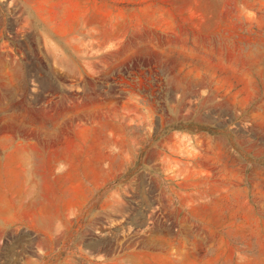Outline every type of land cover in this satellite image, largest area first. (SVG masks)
<instances>
[{
  "label": "rangeland",
  "instance_id": "obj_1",
  "mask_svg": "<svg viewBox=\"0 0 264 264\" xmlns=\"http://www.w3.org/2000/svg\"><path fill=\"white\" fill-rule=\"evenodd\" d=\"M19 145L10 264H264V0H0Z\"/></svg>",
  "mask_w": 264,
  "mask_h": 264
},
{
  "label": "crops",
  "instance_id": "obj_2",
  "mask_svg": "<svg viewBox=\"0 0 264 264\" xmlns=\"http://www.w3.org/2000/svg\"><path fill=\"white\" fill-rule=\"evenodd\" d=\"M5 142V141H4ZM4 147H7L4 145ZM23 148L21 145L14 146L9 150L10 152L5 156V162L0 164V169L8 166L9 158ZM2 171V169H1ZM29 179H16V178H0V224L3 227L17 225L22 223V214L17 210V200L11 196L16 194H22L24 192H30L32 186H30ZM26 186V188H24ZM17 255L15 253H2L0 255L1 264H10V260L16 259Z\"/></svg>",
  "mask_w": 264,
  "mask_h": 264
}]
</instances>
